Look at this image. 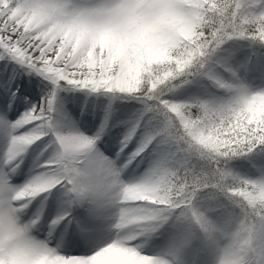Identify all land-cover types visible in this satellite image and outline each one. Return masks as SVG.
<instances>
[{"label": "snow or ice", "instance_id": "snow-or-ice-1", "mask_svg": "<svg viewBox=\"0 0 264 264\" xmlns=\"http://www.w3.org/2000/svg\"><path fill=\"white\" fill-rule=\"evenodd\" d=\"M0 264H264V0H0Z\"/></svg>", "mask_w": 264, "mask_h": 264}, {"label": "bare ground", "instance_id": "bare-ground-1", "mask_svg": "<svg viewBox=\"0 0 264 264\" xmlns=\"http://www.w3.org/2000/svg\"><path fill=\"white\" fill-rule=\"evenodd\" d=\"M19 79L22 80L25 85L32 86L31 91L34 93L35 99H39L40 96L44 95V93L47 91V89L40 84L39 77L20 76ZM60 96L64 102V107L73 115L75 119L79 121L81 128L88 131L89 134L94 132L100 123L102 113L96 112V114L94 115L88 108L85 107L84 101L86 99L91 100L92 97H85V95L82 92H62ZM74 97H79V100L73 102L72 98ZM81 108H85L83 115H81ZM21 111H23V109H21ZM132 111H134V109L120 108L115 113V116L117 120L128 119ZM120 132H121V128L119 127L113 128L111 132L105 137L107 150L109 152H114L116 147V143H115L116 137ZM33 147H34V151L31 153L29 158L25 160V164L23 165L26 173L28 172L29 169L33 168L36 163L42 162V160L44 159V157H40V161L36 160V157L39 155L40 148L36 146ZM143 167L144 165H141L140 169H137V172L142 171ZM22 181L23 178L18 180L17 183H21Z\"/></svg>", "mask_w": 264, "mask_h": 264}]
</instances>
